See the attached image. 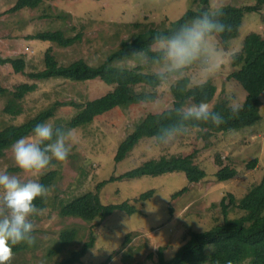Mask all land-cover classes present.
I'll use <instances>...</instances> for the list:
<instances>
[{
    "label": "rangeland",
    "instance_id": "374dc122",
    "mask_svg": "<svg viewBox=\"0 0 264 264\" xmlns=\"http://www.w3.org/2000/svg\"><path fill=\"white\" fill-rule=\"evenodd\" d=\"M17 2L0 0V59H25L27 65L23 73H17L12 65L0 64V85L10 91H16L23 84H35L37 88L26 96L20 116L5 114L6 101L0 100V130L26 122L59 103L85 105L113 89L100 79L82 83L59 77L33 79L31 74L45 68V53L49 49L62 65L85 60L98 66L117 51L124 40H130L141 30L173 28L188 12L205 10L201 0H56L45 2L37 9L10 12ZM257 2L210 0L206 12L213 14L224 5L254 6ZM49 31H63L67 37L81 34L82 40L62 48L36 39L38 34ZM217 44L232 53L220 72L204 79L194 65L183 74L168 77L157 88L135 87L134 93L154 96L156 102L117 108L98 117L92 124L75 129L67 161H53L56 166L40 177L21 172L14 163L11 149L5 153L0 159V171L18 175L23 181L38 179L42 184L46 176L55 174L45 211L35 218L36 243L32 246L24 243L22 249L14 253L10 264L62 263L74 251L84 247L91 236L95 237V246L88 250L79 262L81 264H159L160 252L166 261L172 260L186 243L189 231L206 232L225 222L236 223L246 215L231 208L225 218L221 202L229 194L237 200L242 199L264 177V94L261 97V121L240 130L218 133L210 147L199 138V129L191 128L189 134L164 147L158 146L152 138H145L124 161L116 162L120 145L148 114L172 108V88L181 79L189 80L188 88L211 81L215 87L213 108L223 102L229 107L232 101L243 108L248 94L230 77L248 54L258 51L264 44V9L245 16L238 38L227 44L218 38ZM154 49L158 50L155 46ZM117 65L142 67L145 73L161 71V65L153 64L143 56ZM78 112L74 106H61L55 117L47 122L54 127L66 128ZM192 154L196 156V164L206 173L200 183L190 184L184 173L119 179L147 161ZM253 160H258V165L250 170L249 163ZM225 166H232L238 175L228 182H220L216 175ZM104 182L108 183L104 185ZM88 192L99 193L106 206L126 202L136 207V211L134 214L116 212L105 220L96 219L92 223L61 215L64 204ZM148 194L152 195L143 198ZM261 215L264 218V209ZM65 230L76 231L77 240L68 247L62 245V253L51 255L53 250H60L61 234Z\"/></svg>",
    "mask_w": 264,
    "mask_h": 264
},
{
    "label": "trees",
    "instance_id": "16d2710c",
    "mask_svg": "<svg viewBox=\"0 0 264 264\" xmlns=\"http://www.w3.org/2000/svg\"><path fill=\"white\" fill-rule=\"evenodd\" d=\"M56 0H18L10 12L16 13L24 9H37L45 2ZM205 6L204 12L209 7L210 0H201ZM264 9V0H258L254 6L237 7L224 5L215 13L218 19L231 26V31L222 34L219 38L223 44L238 38L244 18L247 14L260 13ZM203 13V12H202ZM202 13L190 11L173 28L160 29L148 27L134 35L130 40H124L120 48L111 53L107 59L98 66H93L85 60H77L69 65L60 64L54 56L52 49L45 53V68L37 73L31 74L35 80H47L54 77L70 80L77 83L102 80L107 86L113 89L107 94L87 104L75 102L59 103L57 106L49 107L37 116L18 125L5 126L0 130V159L6 151L11 149V145L19 138L30 136L34 127L42 122H47L55 117L56 111L61 106H74L78 113L66 125L67 129H78L92 124L98 117L109 113L117 108H128L135 104H140L139 100H153L154 96L134 93L137 86H147L157 88L165 82L157 79L158 74L145 73L142 67L128 68L117 65V63L133 59L138 55L136 52L143 51L150 58L158 54L159 50L154 49L152 38L158 34H170L181 24ZM210 14V13H209ZM211 15V14H210ZM138 26V25H137ZM36 39L50 42L62 48H68L79 43L82 36L67 37L63 31L43 32L36 36ZM0 64H10L17 73H23L26 68L25 59H0ZM231 75V79L238 81L248 96L243 108L235 116L227 103H217L214 110L220 112L225 117V122L220 126L211 123L196 122L192 128L199 129V138L207 144L212 145V139L218 133L240 130L253 126L261 121V97L264 94V44L261 48L247 55L246 60L238 66ZM180 75V74H174ZM170 75V76H174ZM169 76V77H170ZM189 80L181 79L173 88L174 102L170 109L160 113H150L137 125L135 130L120 145L116 162L124 161L134 150L136 145L145 138H152L158 129L176 120L175 108L189 103H198L201 100L212 102L215 96V87L211 81L188 88ZM35 84H23L17 87L16 91H10L0 85V100H5L4 113L9 116H20L23 114V101L26 96L36 90ZM62 127V126H58ZM211 140V143H209ZM206 147V148H207ZM218 162L221 158H217ZM195 154L188 156H175L171 159L150 160L141 166L125 173L119 179H136L147 176H160L171 173H184L190 184L200 183L206 178V173L196 164ZM220 163V162H219ZM221 164V163H220ZM258 160L249 163V169H255ZM223 166V165H222ZM232 166H225L217 172V179L220 182H228L238 175V171ZM54 173L46 176L42 184L51 186V179ZM114 179V178H113ZM112 180V179H111ZM115 180V179H114ZM104 182L103 184H107ZM102 185V184H101ZM101 185L98 187L100 189ZM152 194L143 196L150 197ZM47 198H37L34 203L42 208H46ZM223 215L226 218L231 208L241 210L246 213L238 222L229 224L225 222L215 226L213 229L197 233L189 231L186 236V243L179 249L174 258L166 261L160 252L159 264H264V218L261 213L264 209V177L262 181L254 187L242 199L237 200L234 195L229 194L221 202ZM136 207L129 203L120 205H104L101 202L99 193L88 192L67 204H64L61 215L73 217L85 222H94L96 219L105 220L116 212H127L134 214ZM84 243L78 251L64 259L59 264H81L79 262L86 256L88 250L95 246V237ZM77 240V232L65 230L61 234L60 250H53V256L62 253L63 248ZM24 243L13 247V253L19 252ZM62 245L64 247L62 248Z\"/></svg>",
    "mask_w": 264,
    "mask_h": 264
},
{
    "label": "clouds",
    "instance_id": "9594fccd",
    "mask_svg": "<svg viewBox=\"0 0 264 264\" xmlns=\"http://www.w3.org/2000/svg\"><path fill=\"white\" fill-rule=\"evenodd\" d=\"M218 14L203 12L181 24L170 34L158 33L152 38L158 54L150 58L151 63L161 65L157 79L166 82L170 75L183 74L194 65L204 79L211 78L222 70L232 53L221 48L217 39L231 31V26L222 23ZM134 55L149 59L140 51ZM156 101L139 100V103ZM233 116L240 106L232 101L229 105ZM176 120L160 127L152 137L160 147L174 143L189 134L196 122L220 126L225 117L214 110L207 100L181 105L175 108ZM74 130L54 127L52 123L37 124L30 136L21 137L11 145L14 163L24 174L40 177L54 168L56 162H66L72 149ZM10 150V149H9ZM8 151V150H7ZM6 151V152H7ZM51 194L38 179L23 181L18 175L0 171V264H10L14 258L13 247L26 243H36V217L45 209L38 207L37 198H47Z\"/></svg>",
    "mask_w": 264,
    "mask_h": 264
},
{
    "label": "built area",
    "instance_id": "2783aa9c",
    "mask_svg": "<svg viewBox=\"0 0 264 264\" xmlns=\"http://www.w3.org/2000/svg\"><path fill=\"white\" fill-rule=\"evenodd\" d=\"M28 50V49H27Z\"/></svg>",
    "mask_w": 264,
    "mask_h": 264
}]
</instances>
